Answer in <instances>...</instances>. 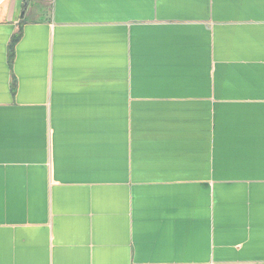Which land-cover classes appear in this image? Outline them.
I'll return each instance as SVG.
<instances>
[{
    "label": "crops",
    "instance_id": "1",
    "mask_svg": "<svg viewBox=\"0 0 264 264\" xmlns=\"http://www.w3.org/2000/svg\"><path fill=\"white\" fill-rule=\"evenodd\" d=\"M0 264H264V0H0Z\"/></svg>",
    "mask_w": 264,
    "mask_h": 264
},
{
    "label": "trees",
    "instance_id": "2",
    "mask_svg": "<svg viewBox=\"0 0 264 264\" xmlns=\"http://www.w3.org/2000/svg\"><path fill=\"white\" fill-rule=\"evenodd\" d=\"M14 42H15V41H12V44H11L12 47H13Z\"/></svg>",
    "mask_w": 264,
    "mask_h": 264
}]
</instances>
